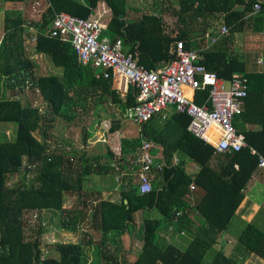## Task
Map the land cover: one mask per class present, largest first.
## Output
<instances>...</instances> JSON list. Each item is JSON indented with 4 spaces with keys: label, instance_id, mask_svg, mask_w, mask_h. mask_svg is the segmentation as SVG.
<instances>
[{
    "label": "trees",
    "instance_id": "obj_1",
    "mask_svg": "<svg viewBox=\"0 0 264 264\" xmlns=\"http://www.w3.org/2000/svg\"><path fill=\"white\" fill-rule=\"evenodd\" d=\"M26 1L0 0L2 5ZM45 1L47 6L43 19L31 22L38 29L34 49L47 54L54 65L62 67L61 75L34 73L35 63L28 56L25 46L26 41L32 38L26 33L27 20L18 11H8L4 17L5 34L0 42V55H5L6 68L3 72L10 76L8 84L17 87V94L0 98V128L2 124L15 127L11 140H6L0 130V264H86L85 246L94 248L92 264H204L207 254L214 251L220 234L228 229L245 198L243 189L257 167V155L251 154L248 147L216 154L214 147L187 130L190 119L177 114L171 126L156 135H149L148 123L142 127L143 139L164 148V166L161 171L154 172L152 190L146 193L139 191L135 180L139 169L134 168L135 176L129 172L122 177L119 202L101 200L96 204H87L83 192L88 176L92 170L99 173L100 168L93 169L86 154L79 148L67 150L59 144L56 147L51 145L53 124L59 118L67 121L75 119L82 93L86 95L96 87L101 89L97 97L109 96L121 115L129 117L137 105L138 92L130 87L125 98L121 97L112 72L106 78L97 74L95 69L82 66L70 43L50 37L42 28L50 22L53 13L60 11L87 19L100 0ZM103 1L111 9L104 35L111 39L123 37L124 46H128L130 52H135L138 47L140 65L153 69L161 61L175 59V51L174 55L169 51L173 42L183 41L185 49L191 48L184 32L180 31L175 36L165 33V23L159 15L163 6L161 1L156 3L158 15L147 9L138 20L127 18L128 0ZM256 2L178 0L179 8L174 13L179 26L191 24L200 17L221 14L231 33H234L240 31L244 17L253 13ZM256 15L264 20V3H261ZM201 63L208 71L225 80H231L237 74L247 77L244 111L235 118L234 126L243 134L246 143L264 156V71L247 73L243 62L228 58L227 52L217 48L210 50ZM28 88H38L40 98L46 104L45 110L26 105V102L24 104L20 92ZM207 95L208 92H197V104ZM246 125L252 128L246 129ZM35 132L41 134V139L33 135ZM171 133H176L179 140L169 143ZM84 138L83 143L87 136ZM139 140L130 147L135 151L139 149L136 157L141 153ZM176 150H181L201 165L195 178L186 173L182 164L172 163ZM109 155L122 168L130 166L123 156H115L110 151ZM214 155L217 157L216 166L212 167L209 162ZM234 163L238 164L237 169ZM16 175L19 180L11 182L10 179ZM193 182L205 191L194 208L203 218L204 225L198 228L193 240L182 252L173 246L158 244V230L162 224H170L175 219L178 221L176 230L187 228L184 219L190 209L184 199ZM66 196L76 199L69 210L63 208ZM145 210H155L161 218L143 220L139 232L141 250L136 259L129 262L123 256L121 236L131 232L135 224L134 215ZM46 211L60 213V229L88 231V239L83 236L79 242H55L47 246L44 242L49 224ZM35 212L40 215L36 221L33 219ZM239 242L234 255L227 257L223 252H216L211 264H243L252 253L264 260V233L253 223L246 225ZM50 249L54 251L53 255H47ZM239 254L243 255L242 260Z\"/></svg>",
    "mask_w": 264,
    "mask_h": 264
},
{
    "label": "crops",
    "instance_id": "obj_2",
    "mask_svg": "<svg viewBox=\"0 0 264 264\" xmlns=\"http://www.w3.org/2000/svg\"><path fill=\"white\" fill-rule=\"evenodd\" d=\"M160 1L162 2L163 6L161 14L159 15H161L165 23V33L170 34V36H175L179 34L180 31L184 32L186 36L185 39L188 43H190L191 46V48L187 50L198 52L201 58L200 61L206 58V54L210 50H214L217 48V50L219 51L221 50L227 52L228 58H236L239 61L243 62L245 71L247 73H251L252 71H264V20H261L256 15L257 11L254 10L252 14H247L240 25V31L234 33H231L230 28L225 24L224 15L221 14L215 16H208L207 18L200 17L194 20L191 24L187 23L185 26H179L177 23V16L174 13V11H177L179 8L178 0H128L127 18L130 20L141 19L147 9H149V11H153L154 15H158V13H156V3ZM257 1L260 3H264V0ZM36 2L40 3V13L39 11L37 13V11L34 10V5ZM46 6L47 3L45 0H27L26 2L22 3L6 2L4 5H2V3L0 2V42L5 34L4 17L5 14L8 13V11H18V13H20L22 17L27 20L25 24L26 33H28V35L32 37L34 34L37 36L38 29L34 27L31 22H40L43 19V16H39V14L44 13ZM41 7H43V9H41ZM89 17L99 18V20L104 24L105 29L102 32V37H105L110 41H114L119 38L123 39V37L119 36H116L115 39H111L109 36L104 35V32L107 29L108 22L111 18V9L103 0L97 2L93 13ZM48 25L49 23L44 25L42 28H44L45 30ZM41 26L42 24L39 27ZM224 26H227V28L229 29V32L226 34H223L221 31L222 27ZM30 27H32L34 30H29ZM183 30H185L186 32ZM32 43L34 44V42H32L31 40H27L25 45L26 49ZM174 45L175 42L171 44L169 50L170 54L172 55H174ZM137 48L138 47H136L135 52H130V48L128 46H124V52L127 54H135L136 52L140 54ZM33 50V53L29 54L28 56L35 63L33 71L36 75L62 74V67L54 65L51 61V58L47 56V54L36 52L34 46ZM5 59V55H0V98L9 97V92L17 89V87H11L9 85L10 83L8 84V78L10 76L4 74L3 72V70L6 68ZM170 61L171 60L161 61L156 64V67L165 65ZM52 64L54 65V67ZM95 70L97 74H103L101 70ZM96 77H99V75H97ZM114 77L115 82L117 83V89L121 94V97L125 98L126 93L124 94L120 91V77L116 74H114ZM221 79L225 80L224 78ZM33 89L38 91V88ZM20 93H22V96H20V98L22 101H24V104L26 102V105L28 104L32 107H37L39 110L46 109L45 101L42 100L40 101L41 104L39 106H35L24 96L23 93H25V91H21ZM100 93L101 89L99 87L91 89V92L88 94L86 93V95L82 93L81 101L78 106L79 108L76 112V118L73 120L70 119L69 121L63 119V121H66V124L63 128L65 132H68L69 129H73L74 127L78 126L79 122H77V119L80 122H82L83 120L81 126H83V124L85 123L83 129L84 136H87V141L84 142L79 147V149L81 151H84L88 158V162L92 165L93 169L100 168L99 173H95V171L92 170V172L88 176L87 185L85 186L83 192L84 196L86 197L87 204H96L101 200H110L112 202H119L121 200L120 188L123 184V175L129 172H133L132 176L136 175V172L132 167V162L135 160V158L138 157H136V154L139 149L135 151V149L130 147L133 145V142H135L137 139H140L139 142H141L143 139L141 133L142 128H140L133 121L131 115L126 118L123 117L119 112L118 106L113 104L109 96L105 98L102 96L97 97V94ZM188 96H193L196 99V94L192 95L191 92H188ZM203 102L204 100L200 101L199 104L203 105ZM177 114L178 113H176L174 108L172 107L164 109L160 114H158L148 123L149 135H156L157 133H160L165 130V127L171 126V122ZM127 122H130L133 124V126L139 128L137 138H135L137 135L131 134L130 127L128 128L125 126V123ZM188 123H190V121H188ZM245 128L250 129L252 127L250 125H246ZM190 132L194 134L192 131ZM175 135L176 133H174V135L171 133V137L168 140L169 143H173L179 140V136ZM194 135L198 137L196 134ZM214 142L215 139L212 140V142L206 143L214 147ZM50 143L55 147L58 145V143L52 141V139H50ZM62 144L63 145H59L65 147L67 150H70V141L67 140ZM153 145L154 147L152 149V153L154 154L156 159L164 161V148L161 145ZM109 151L115 154V156H123L126 161L130 163V166L124 165L123 168L119 166L116 161H113L110 158ZM215 152L216 154H224L223 152L216 151V149ZM216 159V155H214L210 159L209 163L212 167L216 166ZM171 161L175 164H182L186 173L192 175L193 178H195V176L200 171L201 165L190 156L185 155L181 150H176L173 153ZM235 164L237 163H234V168L237 169L238 167L236 168ZM135 180H137V178ZM192 184H195L196 188L194 190L190 188V191L186 193L184 199V202L187 204L188 209H190V211H187L188 216L185 217V219L183 218L184 221H186L187 228L176 230L175 226L177 227L178 221L175 219L170 224H162L158 230V244L164 247L173 246L182 252L186 248L188 243L193 240V237L197 233L198 228L204 225L203 218L194 208L203 197L205 191L195 182H193ZM243 193L245 195V198L242 204L240 205L239 209L237 210L236 216L232 219L228 229L222 234H220L217 244L214 246V251L212 250L207 254L206 258L204 259V264H211L215 258L216 252H223L224 255L227 257L234 255L236 249L238 248V245L240 244L239 238L241 237L247 224L253 223L256 228H258L264 233L263 170L256 167L255 171L252 173L250 179L248 180L245 188L243 189ZM67 197L70 196H66L65 198ZM71 204H65L64 201L63 208L69 210L73 208ZM45 216L48 219L49 224H53L55 222L56 225H52V228L49 231V236L45 233L44 240L49 239L51 240V242L81 241V239L77 238L73 240L60 241V239H64V237L66 238L67 235L70 233L73 235L75 233L77 237H80V235L77 231L68 232L66 230L60 229L59 224L57 222L58 217L60 216L59 212L46 211ZM180 216H182V214ZM160 218L161 217L159 213L155 210H145L134 215L135 224L132 226V230H130L131 232L125 233L121 236V242H123V248L125 249V251H123V256L126 257L127 261H134L141 250V236L137 233H139L141 230L143 220H159ZM57 234H60L59 239L57 237ZM87 247H90L91 249L90 252L86 255V264H92V261L95 258V251L92 246ZM239 258L242 260L243 255L239 254ZM243 264H264V260L252 253L244 259Z\"/></svg>",
    "mask_w": 264,
    "mask_h": 264
},
{
    "label": "built area",
    "instance_id": "obj_3",
    "mask_svg": "<svg viewBox=\"0 0 264 264\" xmlns=\"http://www.w3.org/2000/svg\"><path fill=\"white\" fill-rule=\"evenodd\" d=\"M39 6L40 3L36 2L34 10L37 11ZM253 8L259 11L261 3L256 2ZM104 29L99 18L83 19L60 11L53 13L45 32L50 37L70 43L82 66L99 69L106 78H109L110 72L119 76L122 93H127L130 87L137 89V105L131 118L140 128L164 109L172 107L176 113L190 119L188 130L206 142L215 139L213 145L216 151L232 153L248 147L250 153L258 157L257 168L264 172V156L251 148L234 126L235 118L244 110L247 77L237 74L231 80L221 79L201 63L198 52L185 49L182 41L175 42V59L148 70L138 63L139 53L124 52L122 38L110 41L102 37ZM29 30L34 29L30 27ZM221 31L226 34L229 29L224 26ZM35 40L34 34L31 41ZM188 92L192 95L208 92V95L201 105L193 96H188ZM153 147L150 141L142 139L141 153L132 162L133 169H139L137 182L141 193L152 190L154 172L161 171L164 166V161L157 160L152 153ZM235 167L238 165L235 164ZM190 188L194 190L196 185L191 184ZM39 216L35 212L33 219L36 221Z\"/></svg>",
    "mask_w": 264,
    "mask_h": 264
},
{
    "label": "rangeland",
    "instance_id": "obj_4",
    "mask_svg": "<svg viewBox=\"0 0 264 264\" xmlns=\"http://www.w3.org/2000/svg\"><path fill=\"white\" fill-rule=\"evenodd\" d=\"M41 9H43V7H41ZM38 11H39V9H37V13H38ZM39 13H40V11H39ZM41 15L42 14H39V16H41ZM38 19H39V17H38ZM32 45L34 46V44L32 43L26 49L28 55L32 54L33 51H34ZM53 67H54V65H53ZM14 94H17V92L15 90L9 92V97H13ZM23 94L30 102H32L33 105L39 106L41 104L40 101H42V98H40L39 92L37 90L31 89V88L25 89V93H23ZM77 122H79L77 127H74L73 129H69L68 132H65L63 128H64V126L66 124V121L65 120L63 121V119H60V118L58 120H56L55 123L53 124L52 130H51V139H52V141H55L58 144L63 145L62 143L66 142L68 140V141L71 142L70 145L72 147V150L78 149L83 144V141L85 140V138H84L85 137L84 136V129H83L85 123L83 124V126H81V124L83 123V120H82V122H80L77 119ZM125 126L128 127V128L130 127L131 134H134V135L138 134V132H139L138 129L139 128L136 127V126H133L132 123L127 122V123H125ZM14 128L15 127L10 126V125L9 126H6L5 124L1 125L0 130H1L2 133H4V136H5L6 140H11L13 138ZM34 136H37L38 138H41V134L39 132L34 133ZM137 137H138V135L135 138H137ZM86 141H87V139H86ZM19 178L20 177L16 175L15 177H12L10 179V181L11 182H15V181L19 180ZM64 201H65V204H67V203L71 204L72 203L71 206H73V204L75 205V203H76V199L71 197V196L65 198ZM28 219H29V217H28ZM58 219H59V217H58ZM57 222H58V220H57ZM54 224H55V222L53 224H48L47 230H46V234L48 236L50 235L49 231L52 228V225H54ZM32 226H35V224L32 225ZM83 227H84V229L86 228L85 225H83ZM77 232L80 235V237H77V235L75 233H74V235L70 233V234L67 235L66 238L64 237V239H60V241L61 240H73V239H76V238L77 239H81L83 236H85V239H88V231L85 232V230L78 229ZM137 234H139V233H137ZM59 236H60V234H57L58 239H59ZM44 242H45V244L47 246L55 243V242H51V240H49V239H46ZM126 242H127V239H126ZM122 245H123V242H122ZM90 249H91L90 247H87V246L85 247L86 255L90 252ZM121 249H122V251H125V249L123 247ZM53 252L54 251L52 249H50L49 252L47 253V255H53L54 254Z\"/></svg>",
    "mask_w": 264,
    "mask_h": 264
}]
</instances>
